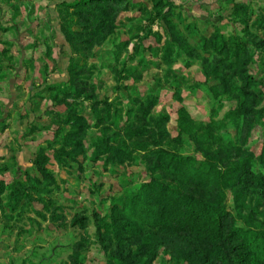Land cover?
Segmentation results:
<instances>
[{
  "label": "rangeland",
  "instance_id": "obj_1",
  "mask_svg": "<svg viewBox=\"0 0 264 264\" xmlns=\"http://www.w3.org/2000/svg\"><path fill=\"white\" fill-rule=\"evenodd\" d=\"M73 1L0 0V264H220L204 235L98 224L155 177L264 232V0ZM159 148L212 153L220 185Z\"/></svg>",
  "mask_w": 264,
  "mask_h": 264
},
{
  "label": "trees",
  "instance_id": "obj_2",
  "mask_svg": "<svg viewBox=\"0 0 264 264\" xmlns=\"http://www.w3.org/2000/svg\"><path fill=\"white\" fill-rule=\"evenodd\" d=\"M205 130L210 133L207 127ZM212 136L218 137L217 134ZM211 156L212 153H207L206 158L199 159L159 148L153 164L169 170L182 185L214 192L220 185L222 170ZM234 222L235 218L223 205L202 195L182 191L181 187L164 179L151 177L113 197L109 213L101 218L98 228L118 242L122 240V234H138L154 226L158 230L204 235L210 240L211 251L220 264H264L260 253L264 248V232Z\"/></svg>",
  "mask_w": 264,
  "mask_h": 264
},
{
  "label": "crops",
  "instance_id": "obj_3",
  "mask_svg": "<svg viewBox=\"0 0 264 264\" xmlns=\"http://www.w3.org/2000/svg\"><path fill=\"white\" fill-rule=\"evenodd\" d=\"M63 1L69 2V1H72V0H44L45 5H44V9L43 10L47 11V13H49V16L50 15L52 16V15H54V12L57 11L56 5L58 3L63 2ZM58 33H60V32H58ZM60 40H64V38H60ZM62 44H64V43H62ZM26 154H27V152L25 150H23V148L18 150L15 153L16 157H22V155L26 156Z\"/></svg>",
  "mask_w": 264,
  "mask_h": 264
}]
</instances>
